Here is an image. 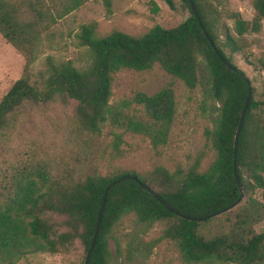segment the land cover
Masks as SVG:
<instances>
[{
    "label": "trees",
    "instance_id": "16d2710c",
    "mask_svg": "<svg viewBox=\"0 0 264 264\" xmlns=\"http://www.w3.org/2000/svg\"><path fill=\"white\" fill-rule=\"evenodd\" d=\"M85 1L0 0V32L24 59L23 74L0 100V135L36 105L61 97L74 103L70 124L84 141L91 140L113 114L125 128L147 135L153 146L166 144L177 113L173 86L153 94L136 93L134 99L144 105L148 121L113 111L110 105L115 72L125 67L149 70L157 65L190 89L201 86L203 104L211 99L212 125H205L203 133L215 155L205 168L200 167L201 156L197 157L186 172L181 167L171 170L156 165L147 173L127 169L107 175L82 173L76 168L53 172L47 165L24 164L0 190V264H15L36 251L73 252L79 245L83 264L106 187L100 230L87 264H111L109 239L114 237L119 245L114 229L128 214L146 228L164 222L158 236L138 242L145 251L168 239L186 261L264 264V229L257 228L264 219V200L256 195L258 189H264V93L258 97L260 89L253 78L235 61L243 51V35L258 32L262 26L264 0H251L256 10L251 21L240 12L230 14L233 29L222 10L205 0H193L203 25L188 0L183 1L189 7V17L170 28L156 24L140 34L116 29L100 36L95 22L84 24L78 37L87 47L88 64L78 68L70 58L46 55L34 82L31 68L43 35ZM166 2L175 7L172 0ZM246 61L264 71V57H258L257 64ZM244 75L250 79L252 94L235 146L234 135L249 94ZM238 178L243 195L231 209L200 219L182 215L211 214L231 204L240 195ZM206 222H214L213 227L203 226Z\"/></svg>",
    "mask_w": 264,
    "mask_h": 264
},
{
    "label": "rangeland",
    "instance_id": "374dc122",
    "mask_svg": "<svg viewBox=\"0 0 264 264\" xmlns=\"http://www.w3.org/2000/svg\"><path fill=\"white\" fill-rule=\"evenodd\" d=\"M108 1L109 5L106 0H86L52 25L49 32L43 35L42 46L32 64L34 82L38 79V71L44 68L46 55L56 59L70 58L78 68L88 64L87 47L81 44L78 37L84 24L95 22L96 33L100 36L116 29L140 34L156 24L166 28L177 26L190 15L189 7L183 0H172L174 8L166 0ZM50 2L47 0V3ZM205 2L222 10L232 29L234 21L229 18L232 13L240 12L249 21L256 14L251 0ZM241 44L243 51L235 56L236 64L253 78L260 89L258 97H261L264 93V71L248 64L246 59L257 64L258 57H264V19L258 32L250 31L243 35ZM12 46L0 32V100L23 74L24 59ZM169 85L175 90L177 113L168 142L159 147L153 146L151 139L142 132L116 122L113 114L108 115L91 140L84 141L70 124L75 106L73 102H65L59 97L47 105H36L27 114L21 115L9 132L0 135V190H3V182L24 164L33 167L47 165L53 172L76 168L82 173L96 171L107 175L127 169L147 173L156 165H164L171 170L181 167L186 172L201 156L200 167H207L215 155L203 133L205 125H212V101L207 99L206 105L203 104L205 95L201 86L190 89L180 78L157 65L149 70L125 67L113 75L110 105L113 111L119 110L148 121L144 105L138 103L134 96L139 91L153 94ZM256 195L264 200V189H258ZM213 224L206 222L203 226L211 229ZM163 227L164 222H156L146 228L137 222L133 214L125 216L114 229L119 245L114 237L109 239L111 264H208L186 261L179 247L168 239L149 251L141 249L138 242L158 236ZM257 228L264 229V219L257 224ZM80 246L73 252H30L17 259L15 264H80Z\"/></svg>",
    "mask_w": 264,
    "mask_h": 264
},
{
    "label": "water",
    "instance_id": "95a60500",
    "mask_svg": "<svg viewBox=\"0 0 264 264\" xmlns=\"http://www.w3.org/2000/svg\"><path fill=\"white\" fill-rule=\"evenodd\" d=\"M188 4H190L192 10L194 11L195 15L197 16V18L200 20V23L201 25H203V22L202 20L200 19V15L198 13V10L196 8V4H194L193 0H188ZM209 39L211 40V43H212V46L213 48L215 49V52L216 54L222 58L221 54L218 52L219 50L217 49V46L216 44L214 43V41L212 40V37L210 35H208ZM246 81L248 82V84L250 83V79L248 78L247 75H244ZM251 94H252V88L249 84V94H248V98L246 100V103H245V107H244V111H243V114H242V117L240 118V122L237 126V129H236V132H235V146H237V142H238V133H239V130H240V127H241V122L243 120V118L245 117L246 115V111L248 109V105L250 103V100H251ZM234 158H236V152L234 153ZM116 181V180H115ZM114 181V182H115ZM111 183H109L107 186H109ZM238 187L240 189V195L237 199H235L231 204L219 209L218 211H215L211 214H204V215H195V216H187L186 214H182L184 217H189L190 219H195V218H206V217H211V216H215V215H218L228 209H231L232 207H234L235 205L238 204L239 200L241 199L242 195H243V190H242V183L240 181V179L238 178ZM143 187H145L146 189L148 190H152L150 186H148L147 184H142ZM106 192H107V187L105 188L104 190V193H103V196H102V201H101V205H100V211H99V216H98V221H97V226H96V231H95V234H94V237L92 239V242H91V245H90V248L87 250L86 252V257H85V260H84V263L83 264H87L88 262V258L90 256V253H91V249H93V246L95 244V241H96V238L98 236V233H99V230H100V224H101V217H102V212H103V205H104V202H105V199H106ZM165 205L169 206L172 210H175L172 206L168 205L167 203H165ZM177 213H180L179 211H177Z\"/></svg>",
    "mask_w": 264,
    "mask_h": 264
}]
</instances>
